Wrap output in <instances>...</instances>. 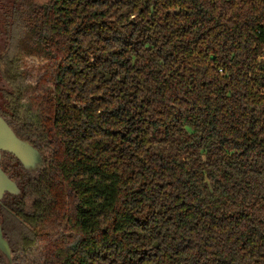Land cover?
I'll return each instance as SVG.
<instances>
[{
	"label": "trees",
	"instance_id": "trees-1",
	"mask_svg": "<svg viewBox=\"0 0 264 264\" xmlns=\"http://www.w3.org/2000/svg\"><path fill=\"white\" fill-rule=\"evenodd\" d=\"M32 1L0 113L54 146L44 264H264V0Z\"/></svg>",
	"mask_w": 264,
	"mask_h": 264
},
{
	"label": "flooded vegetation",
	"instance_id": "flooded-vegetation-1",
	"mask_svg": "<svg viewBox=\"0 0 264 264\" xmlns=\"http://www.w3.org/2000/svg\"><path fill=\"white\" fill-rule=\"evenodd\" d=\"M11 2L0 5V33L5 37L4 48L0 52V56L7 46L10 33L8 14L10 13ZM31 6L41 5H35L33 0ZM2 83L4 84V82ZM4 87L6 86H0V90ZM1 116L10 126L22 131L19 137L37 152V160L32 167H25L12 154L4 152L1 155L0 167L14 183L17 192H6L0 200V233L2 240L7 244V253L4 247H0V264H44L45 252L43 247L45 244L42 243L41 238L36 236L33 242L23 237L25 224L20 218L26 214L34 215L36 210H39L37 208L39 205L43 206L49 201L47 182L52 176L51 157L54 155V146L50 144L48 139H42L43 141L36 139L33 127L26 126L28 124L25 121V116L10 117L6 114ZM39 134L43 136L39 132L37 136Z\"/></svg>",
	"mask_w": 264,
	"mask_h": 264
},
{
	"label": "water",
	"instance_id": "water-1",
	"mask_svg": "<svg viewBox=\"0 0 264 264\" xmlns=\"http://www.w3.org/2000/svg\"><path fill=\"white\" fill-rule=\"evenodd\" d=\"M4 152L15 156L25 167H32L37 160V152L0 116V160ZM6 192L16 193L17 189L0 167V200ZM0 247H4L7 253V244L2 240L1 233Z\"/></svg>",
	"mask_w": 264,
	"mask_h": 264
},
{
	"label": "rangeland",
	"instance_id": "rangeland-1",
	"mask_svg": "<svg viewBox=\"0 0 264 264\" xmlns=\"http://www.w3.org/2000/svg\"><path fill=\"white\" fill-rule=\"evenodd\" d=\"M12 0H0V5L1 4H3V5H5V4H7V3H10ZM50 0H34V4L35 5H43V4H46V3H48ZM1 16V15H0ZM0 20H1V17H0ZM4 43H5V37H4V35L2 34V33H0V52L3 50V48H4ZM37 66V62H35V61H32V62H28V68L30 69V71L32 70H34L35 69V67ZM0 86H2V85H5V84H3L2 82V80L0 79Z\"/></svg>",
	"mask_w": 264,
	"mask_h": 264
}]
</instances>
